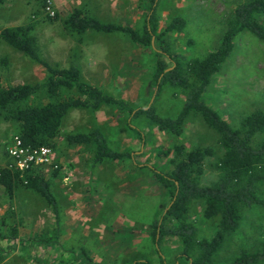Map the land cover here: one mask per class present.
<instances>
[{
    "label": "rangeland",
    "instance_id": "374dc122",
    "mask_svg": "<svg viewBox=\"0 0 264 264\" xmlns=\"http://www.w3.org/2000/svg\"><path fill=\"white\" fill-rule=\"evenodd\" d=\"M47 0H4L0 4V27L31 25L42 58L55 67L76 64L84 81L120 99L131 109L154 106L156 112L175 118L185 92L163 85L158 92L154 79L159 33L173 18L185 20L180 31L169 32L163 41L182 59L202 57L215 49L236 5L244 0H157L158 31L151 45L132 40L124 31L76 32L66 25L75 9L104 23L142 30L151 11L149 0H54L58 17L44 12ZM156 36H158L156 38ZM169 67L175 61L168 58ZM168 67V68H169ZM167 70V69H166ZM165 70V71H166ZM46 68L0 39V84L44 83ZM64 91L62 97L75 96ZM78 95V94H77ZM230 124L264 108V42L248 31L241 32L229 59L217 72L203 95ZM47 94L38 92L30 104H46ZM100 128L110 147L128 151L131 157L96 162L95 143L70 144L66 135ZM19 133V124L0 116V168L8 158L7 147ZM59 165L41 167L33 175H44L59 207L57 214L39 193L21 185L10 199L0 191V264H189L183 245L168 235L159 245L154 227L171 203L169 189L155 171L172 168L178 144L187 149L211 146L220 153L215 132L199 116L187 118L181 135L158 128L145 115L134 117L128 108L104 104L100 108H72L65 115L55 138ZM216 156L207 159L200 183L217 180ZM264 198V186L260 190ZM190 220L199 237L211 238L218 218L204 215V203L196 201ZM264 238V207L255 205L244 213L240 228L228 235L216 253V264H228L245 246L253 248Z\"/></svg>",
    "mask_w": 264,
    "mask_h": 264
},
{
    "label": "trees",
    "instance_id": "16d2710c",
    "mask_svg": "<svg viewBox=\"0 0 264 264\" xmlns=\"http://www.w3.org/2000/svg\"><path fill=\"white\" fill-rule=\"evenodd\" d=\"M149 1L151 11L142 30L104 23L95 17L83 15L80 9H75L65 22L68 28L79 33L90 30L124 31L133 41L151 45L158 31L159 17L158 1ZM3 2L0 0V4ZM57 17L58 13L53 18ZM184 27L185 20L177 16L159 33L162 53L158 54L154 75L158 92L165 84L185 92L183 107L175 118L159 115L154 106L131 109L120 99L84 81L79 67L74 63L63 68L50 65L40 54L31 25L0 27V39L42 64L49 72L44 83H20L6 87L0 84V116L19 124L18 135L25 144L52 148L56 146L55 138L61 130L63 119L72 108L97 109L104 104L128 108L134 117L145 115L159 129L173 136L182 134L187 118L201 117L215 132L220 153L217 155V150L211 146L187 149L184 144L164 151L167 155L174 151L172 168L168 172H155L159 182L169 189L171 203L161 221L154 224V238L161 245L166 236L175 235L182 242L183 255L190 260L189 264H216V253L226 237L240 228L244 213L255 205L264 207V198L259 193L264 186V108L255 109L235 128L204 100L203 95L209 89L214 75L229 59L236 37L241 32L248 31L264 42V0L238 3L219 45L202 57L183 60L179 53L171 50L169 42L162 43L163 34L180 31ZM168 58L175 61V66L165 71L170 66ZM67 90L75 91L76 95L63 98ZM38 92L46 93L49 102L30 104L31 98ZM66 140L70 144L95 143L96 162L131 157L128 151L110 147L100 128L88 133L67 134ZM214 156L213 169L217 172V180L210 185H203L200 177L205 171L206 161ZM0 183L6 188L10 199H13L15 190L21 185L33 189L44 197L59 220L58 203L46 176L26 173L23 179L20 172L3 167L0 168ZM196 201L204 203L205 217L218 218V229L211 238L199 237L198 227L190 220L191 207ZM228 264H264V238L253 248L241 247Z\"/></svg>",
    "mask_w": 264,
    "mask_h": 264
},
{
    "label": "built area",
    "instance_id": "2783aa9c",
    "mask_svg": "<svg viewBox=\"0 0 264 264\" xmlns=\"http://www.w3.org/2000/svg\"><path fill=\"white\" fill-rule=\"evenodd\" d=\"M44 12L51 17L57 14L54 0L46 1ZM7 155L8 158L3 166L12 171L20 172L23 179L26 173L31 174L41 167H59L55 159L54 148L27 145L18 134L12 138L10 145L7 147Z\"/></svg>",
    "mask_w": 264,
    "mask_h": 264
},
{
    "label": "crops",
    "instance_id": "0c3cea01",
    "mask_svg": "<svg viewBox=\"0 0 264 264\" xmlns=\"http://www.w3.org/2000/svg\"><path fill=\"white\" fill-rule=\"evenodd\" d=\"M27 189H30V190L34 191V190L31 189V188H27ZM4 190L6 191V188L0 183V191H1V192H4ZM35 192H36V191H35ZM15 194H16V191H15V193H14V196H15Z\"/></svg>",
    "mask_w": 264,
    "mask_h": 264
},
{
    "label": "water",
    "instance_id": "95a60500",
    "mask_svg": "<svg viewBox=\"0 0 264 264\" xmlns=\"http://www.w3.org/2000/svg\"><path fill=\"white\" fill-rule=\"evenodd\" d=\"M172 69V67H169V68H167V70L166 71H169V70H171Z\"/></svg>",
    "mask_w": 264,
    "mask_h": 264
}]
</instances>
